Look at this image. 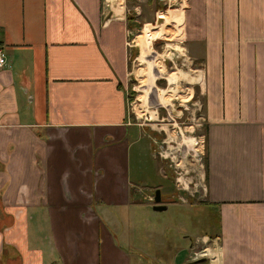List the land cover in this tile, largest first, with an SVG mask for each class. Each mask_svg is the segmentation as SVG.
Listing matches in <instances>:
<instances>
[{
  "label": "crops",
  "instance_id": "obj_1",
  "mask_svg": "<svg viewBox=\"0 0 264 264\" xmlns=\"http://www.w3.org/2000/svg\"><path fill=\"white\" fill-rule=\"evenodd\" d=\"M160 1L0 0V264H264V0H178L150 27ZM178 20L218 217L194 239L163 215L185 201L153 209L181 193L126 91L134 26Z\"/></svg>",
  "mask_w": 264,
  "mask_h": 264
},
{
  "label": "rangeland",
  "instance_id": "obj_2",
  "mask_svg": "<svg viewBox=\"0 0 264 264\" xmlns=\"http://www.w3.org/2000/svg\"><path fill=\"white\" fill-rule=\"evenodd\" d=\"M160 3L161 9L157 15L181 11L178 0H162ZM180 21H167L163 24L173 35L168 39L151 36L156 29H147L144 24L134 26L136 29L130 37L133 46L126 91L129 122L145 133L157 158L161 159L162 172L165 173L168 169L181 193L180 198L187 201L182 205L190 207L189 214H183L177 209L176 212L171 210L170 214L165 212L163 215H171L173 220H184L182 224H175L177 233L184 230L194 239L202 234H215L218 217L215 209L202 202L204 187L200 173H203L206 166V127L201 115L203 104L201 105L195 80L189 77L190 69L195 65L190 60V54L183 49L178 32ZM148 24L155 28L162 24V20L157 23L155 19ZM147 48L153 50L156 67L162 71L161 74L156 75L141 60ZM169 75L174 76V82L169 81ZM150 81L154 88L166 91L163 98L167 99L169 105L159 104L156 93H144V90L151 91L150 88H144L145 83ZM154 162L159 163L156 158ZM155 174L158 182L164 181L157 169Z\"/></svg>",
  "mask_w": 264,
  "mask_h": 264
},
{
  "label": "bare ground",
  "instance_id": "obj_3",
  "mask_svg": "<svg viewBox=\"0 0 264 264\" xmlns=\"http://www.w3.org/2000/svg\"><path fill=\"white\" fill-rule=\"evenodd\" d=\"M145 45V44H144ZM145 47H147V46H145ZM141 60L143 61V62H145L146 64H147V67L149 68V69H152L153 70V72H155V74L157 75V74H161L162 73V71L160 70L159 71V69L156 67V62H155V57H154V54H153V50H148V48H147V50L145 51V54H143L142 56H141ZM147 78V77H146ZM168 79H169V81L170 82H172L173 81V79H174V76H172V75H169V77H168ZM185 81V80H184ZM174 82V81H173ZM186 82V81H185ZM153 83H152V81H150V82H146L145 83V87L144 88H146V89H151V91H147V90H144V88H143V90H144V93L145 92H148V93H156V98L158 99V103L159 104H165V105H169V102L167 101V99L166 98H163V94L166 92V91H164V90H161V89H156V88H154L153 87V85H152ZM146 94V93H145ZM150 96V98H151V95H149ZM147 97L148 96H146V99H147Z\"/></svg>",
  "mask_w": 264,
  "mask_h": 264
},
{
  "label": "flooded vegetation",
  "instance_id": "obj_4",
  "mask_svg": "<svg viewBox=\"0 0 264 264\" xmlns=\"http://www.w3.org/2000/svg\"><path fill=\"white\" fill-rule=\"evenodd\" d=\"M177 179V178H176ZM156 190H159V189H156ZM155 190V191H156ZM155 191H154V193H153V195L151 196V198H150V200L152 201V202H154L155 203V201H154V197H155ZM160 195H161V193H160ZM160 205H163V206H165L164 204L166 203L167 204V202L168 203H170V202H181V201H185V202H187L186 200H184V199H181V198H178V196L175 194V195H172V196H169V197H163L162 195H161V197H160ZM155 205H156V203H155ZM154 205V206H155ZM166 207V206H165Z\"/></svg>",
  "mask_w": 264,
  "mask_h": 264
},
{
  "label": "water",
  "instance_id": "obj_5",
  "mask_svg": "<svg viewBox=\"0 0 264 264\" xmlns=\"http://www.w3.org/2000/svg\"><path fill=\"white\" fill-rule=\"evenodd\" d=\"M158 22H160V18L159 17L157 18V23ZM131 36L132 35H130V37ZM160 197H161L160 190H156L155 191V197H154V201H155L156 205L153 207L154 210L161 211V210H164L166 208L165 206L159 204L160 200H161Z\"/></svg>",
  "mask_w": 264,
  "mask_h": 264
},
{
  "label": "built area",
  "instance_id": "obj_6",
  "mask_svg": "<svg viewBox=\"0 0 264 264\" xmlns=\"http://www.w3.org/2000/svg\"><path fill=\"white\" fill-rule=\"evenodd\" d=\"M159 15H157L158 18ZM7 63V54L5 52V48L3 45L0 43V67L5 66ZM197 144V143H196Z\"/></svg>",
  "mask_w": 264,
  "mask_h": 264
},
{
  "label": "trees",
  "instance_id": "obj_7",
  "mask_svg": "<svg viewBox=\"0 0 264 264\" xmlns=\"http://www.w3.org/2000/svg\"><path fill=\"white\" fill-rule=\"evenodd\" d=\"M129 19H130V17H129Z\"/></svg>",
  "mask_w": 264,
  "mask_h": 264
}]
</instances>
